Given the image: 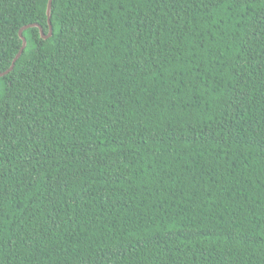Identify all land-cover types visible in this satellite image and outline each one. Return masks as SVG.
<instances>
[{"label":"trees","instance_id":"16d2710c","mask_svg":"<svg viewBox=\"0 0 264 264\" xmlns=\"http://www.w3.org/2000/svg\"><path fill=\"white\" fill-rule=\"evenodd\" d=\"M49 0H0V74ZM0 78V264H264V0H53Z\"/></svg>","mask_w":264,"mask_h":264},{"label":"water","instance_id":"95a60500","mask_svg":"<svg viewBox=\"0 0 264 264\" xmlns=\"http://www.w3.org/2000/svg\"><path fill=\"white\" fill-rule=\"evenodd\" d=\"M52 2H53V0H49V4H48V8H47L48 22H49V27H50V32H49V34L46 35V34L44 33L43 28H42L41 26H39L38 24H30V25H27V26L23 27V28L20 30V33H19V35H20V37H21V39H22V41H23L22 48L20 49L19 53L16 55V57H15V59H14L12 65H11V67H10L6 72L1 73V74H0V78L3 77V76H5V75H8L10 72H12V71L14 70V67H15L16 62L20 59V57L22 56V54H23L25 48L27 47V40H26V38L23 36V32H24L25 30H27V29H29V28L37 27V28L40 29V33H41V36L43 37V39L46 40V39H49L50 37H52V35H53V28H52V23H51V16H52V14H51V10H52Z\"/></svg>","mask_w":264,"mask_h":264}]
</instances>
